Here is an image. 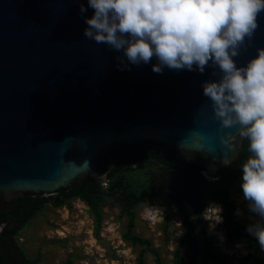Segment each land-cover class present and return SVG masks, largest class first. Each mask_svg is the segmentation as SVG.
I'll list each match as a JSON object with an SVG mask.
<instances>
[{
  "label": "water",
  "instance_id": "1",
  "mask_svg": "<svg viewBox=\"0 0 264 264\" xmlns=\"http://www.w3.org/2000/svg\"><path fill=\"white\" fill-rule=\"evenodd\" d=\"M94 11L88 0H0V214L13 199L107 183L142 151L201 167L213 183L241 159L239 125L222 127L203 95L219 69L155 73V56L132 65L84 36ZM257 20L237 67L264 48V10Z\"/></svg>",
  "mask_w": 264,
  "mask_h": 264
},
{
  "label": "clouds",
  "instance_id": "2",
  "mask_svg": "<svg viewBox=\"0 0 264 264\" xmlns=\"http://www.w3.org/2000/svg\"><path fill=\"white\" fill-rule=\"evenodd\" d=\"M88 5L95 11L85 20L84 36L122 52L132 65L155 56V73L165 67L219 69L220 79L205 81L203 95L221 126L239 125V135L249 141L240 187L250 211L264 221V48L245 67L234 60L258 28L264 0H88ZM86 11L81 4V14ZM222 163H229L226 156ZM247 231L264 249V223Z\"/></svg>",
  "mask_w": 264,
  "mask_h": 264
},
{
  "label": "trees",
  "instance_id": "3",
  "mask_svg": "<svg viewBox=\"0 0 264 264\" xmlns=\"http://www.w3.org/2000/svg\"><path fill=\"white\" fill-rule=\"evenodd\" d=\"M248 146L249 141L246 139L241 159L231 164L228 170L220 172L218 181L214 183L205 177V170L201 167L165 158L156 151H142L130 159H122L108 174L107 183L93 179L75 185L69 192H61L55 198L13 199L0 214V264H36V260L29 261L26 258L17 237L48 203L55 208H71L73 200L83 202L92 211L96 221V236L100 232L102 204L111 200L119 207L120 217L127 219L122 240L133 247H140L136 264H146L145 254L148 252L154 255L157 264H161L158 253L152 248V242L135 234L136 210L148 202L165 207L164 230L170 224L173 206L182 219L183 233L173 254L174 264H182V250L186 245L192 248L189 264H197L201 253L194 235L197 226L204 238L201 264H208L209 261L227 264V258L214 252L213 243L208 236L207 222L203 219L207 202L213 201L223 208L228 243L242 241L245 244L247 255L242 262L264 264V257L260 256L263 249L258 240L247 231L250 224H240L234 217L236 206L232 196L234 186L242 181L241 165L251 155ZM187 207H190L194 218L187 212Z\"/></svg>",
  "mask_w": 264,
  "mask_h": 264
},
{
  "label": "rangeland",
  "instance_id": "4",
  "mask_svg": "<svg viewBox=\"0 0 264 264\" xmlns=\"http://www.w3.org/2000/svg\"><path fill=\"white\" fill-rule=\"evenodd\" d=\"M241 183L242 181L236 183L232 196L236 206L235 221L240 224L248 222L250 225L264 223L256 213L250 211L249 202L244 199L240 187ZM186 210L194 218L190 207ZM164 211L165 207L155 202L141 205L136 210L135 234L152 242V248L158 253L161 264H174L173 252L179 236L183 233V223L173 206L170 224L164 230ZM101 215L100 232L96 236L95 217L86 204L73 200L71 208H55L48 203L19 234L18 244L26 258L29 261L36 260V264H136L140 247H133L122 240L127 219L120 217L119 207L109 200L102 204ZM207 228L214 252L227 258V264H251L242 262L247 255L244 242H227L223 248L218 246L215 231L221 228L226 234L225 224L215 227L207 222ZM194 235L201 250L197 264H201L204 238L199 226ZM191 250L188 245L183 249L182 264L190 263ZM260 256L264 257V249ZM145 261L146 264H157L154 255L149 252L145 254ZM208 264L218 263L209 261Z\"/></svg>",
  "mask_w": 264,
  "mask_h": 264
},
{
  "label": "built area",
  "instance_id": "5",
  "mask_svg": "<svg viewBox=\"0 0 264 264\" xmlns=\"http://www.w3.org/2000/svg\"><path fill=\"white\" fill-rule=\"evenodd\" d=\"M222 213L223 209L219 205L209 202L203 211V218L208 222V225L220 226L224 222ZM215 235L217 236L216 242H218V246L221 248L225 247L227 244L225 232L220 228V230L215 231Z\"/></svg>",
  "mask_w": 264,
  "mask_h": 264
},
{
  "label": "crops",
  "instance_id": "6",
  "mask_svg": "<svg viewBox=\"0 0 264 264\" xmlns=\"http://www.w3.org/2000/svg\"><path fill=\"white\" fill-rule=\"evenodd\" d=\"M164 213H165V211H164ZM164 213H163V218H164ZM164 221H165V218H164ZM181 235H182V234H181ZM181 235H180V236H181ZM180 236H179V237H180ZM121 238H122V237H121ZM177 245H178V244H177ZM188 246H189V245H188ZM176 247H177V246H176ZM176 247H175V248H176ZM189 247H190V246H189ZM184 248H185V247H184ZM191 249H192V248H191ZM182 251H183V250H182ZM174 252H175V250H174ZM174 252H173V254H174ZM191 256H192V250H191ZM202 256H203V253H202ZM173 257H174V255H173Z\"/></svg>",
  "mask_w": 264,
  "mask_h": 264
}]
</instances>
